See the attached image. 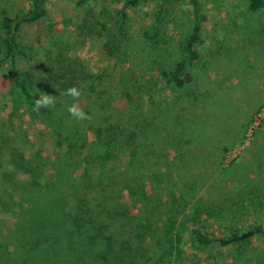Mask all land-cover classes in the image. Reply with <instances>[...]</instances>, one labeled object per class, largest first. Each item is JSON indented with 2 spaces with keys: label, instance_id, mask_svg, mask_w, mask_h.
<instances>
[{
  "label": "trees",
  "instance_id": "16d2710c",
  "mask_svg": "<svg viewBox=\"0 0 264 264\" xmlns=\"http://www.w3.org/2000/svg\"><path fill=\"white\" fill-rule=\"evenodd\" d=\"M22 1L12 9L13 1L0 0V72H5L11 88L31 114L53 120L62 128L59 141L66 152L44 161V156L38 154L35 160L20 158V162L13 163L14 169H22L24 164L31 180L11 182L0 176V207L9 200L15 208L11 226L0 228V264L39 263L47 250L50 261L44 264H55L58 258L70 264H148L152 257L158 262L162 250L174 257L172 242L178 249L183 224L198 247L243 245L264 234L259 222L235 227L219 223V231L208 224L201 225L197 221L205 212L200 204L198 208L192 204L190 208L183 207L178 216L175 190L182 189L186 194L190 190L182 176L163 191L151 171L142 180L140 175L127 172L121 163L125 151H129V162L142 161L150 166L146 155L152 151L141 154L139 145L154 149L158 144L172 143L171 128L177 130V125H171L165 97L173 93L182 98L193 82L200 59L197 47L207 19L200 0H69L74 9L83 12L81 24L105 37L108 56L115 58L113 51H119L121 43L131 45L124 52L132 50L135 59L131 68L120 69L116 83L107 72H87L73 59L60 55L56 46L43 49L37 79L31 72L26 73L25 61L30 59L32 48L21 42L19 33L24 25L47 19L48 5L55 0ZM98 1L102 3L96 5L97 10L92 9ZM150 1L154 6L146 23L139 9ZM243 1L252 15L259 16L264 8V0ZM178 6L181 12L175 15L173 11ZM133 19H138L137 28ZM72 86L82 90L80 105L90 120L77 121L67 112L75 101L60 93ZM40 92L56 95L57 103L36 113L33 103ZM155 97L157 110L152 108ZM133 115L137 117L133 122L140 119L144 127H134L136 123L128 119ZM88 131L95 137L90 144ZM87 145L89 155L84 161L86 166H99L100 178L94 179L88 166L77 177L69 174V149L73 157ZM13 151L9 152L10 159L17 152ZM42 165L51 172L45 185L37 177ZM26 192L29 200L24 198ZM195 193L198 192L190 195L191 200ZM21 196L22 204L16 206V198L19 201ZM166 260L161 262L171 263V258Z\"/></svg>",
  "mask_w": 264,
  "mask_h": 264
},
{
  "label": "rangeland",
  "instance_id": "374dc122",
  "mask_svg": "<svg viewBox=\"0 0 264 264\" xmlns=\"http://www.w3.org/2000/svg\"><path fill=\"white\" fill-rule=\"evenodd\" d=\"M11 1L15 3L12 9L23 4L22 0ZM101 3L96 2L92 9L97 10L96 5ZM200 4L207 19L201 30L202 41L197 47L200 59L194 69L193 82L187 86L182 98L173 93L165 97L167 112L173 120L171 125H177V130L171 128L170 142L173 144H158L149 149L141 143V154L152 151L146 155L150 166L142 161L129 162V151H125L121 163L127 172L140 175L142 180H146L147 172L151 171L163 191L182 176L190 190L187 194L182 189L174 191L178 199V204L175 203L178 216L183 207L190 208L192 204L198 208L200 204L205 213L197 223L208 224L217 231L220 230L219 223L235 227L259 222L264 226V8L256 16L249 13L243 0H200ZM153 6L150 1L139 9L146 23L150 21ZM48 11L47 19L39 24L24 25L19 33L21 42L32 48L30 59L25 61L28 65L26 73L31 72L37 79L43 49L48 46L49 49L56 46L60 55L73 59L87 72L109 73L115 83L121 68H131L135 59L132 50L124 52L131 45L121 43L120 52L113 51L115 58L108 56L104 49L105 37L81 24L83 12L74 9L69 0H55L48 5ZM180 12L179 6L173 11L175 15ZM133 20L137 28L138 19ZM134 43L139 45L136 40ZM157 97L152 98L155 110ZM135 116L128 119L132 118L133 122ZM136 120L135 125L128 121L129 125H137L139 129L144 127L140 119ZM61 131L53 120L31 114L11 88L5 72H0L1 177L10 178L11 182L31 180L25 173L24 164L22 169H14L13 163L20 162V158L35 160L38 154L44 156L43 161L56 153L63 154L66 149L59 141ZM94 140L93 133L88 131V144ZM88 147H83L75 157L69 149L70 173L68 170L67 173L73 177L80 175L87 166L94 179L101 177L97 164L86 166ZM14 149L17 155L10 159L9 152L15 153ZM37 177L45 185L51 172L42 165ZM194 191L198 193L191 200ZM29 196L31 198L32 190ZM21 198L23 196L19 201L16 198V206L22 204ZM24 198L29 200L27 192ZM5 202L7 205L0 207V228L11 226L15 209L9 200ZM154 204L159 205L158 202ZM183 226L179 248L172 242L176 249L174 257L162 250L160 261L156 262L152 257L148 264H165L163 262L170 258L168 264H264V234L243 245L198 247ZM49 251H45L44 257L41 255L39 263L34 261L33 264L50 261ZM58 259L55 264H70Z\"/></svg>",
  "mask_w": 264,
  "mask_h": 264
},
{
  "label": "clouds",
  "instance_id": "9594fccd",
  "mask_svg": "<svg viewBox=\"0 0 264 264\" xmlns=\"http://www.w3.org/2000/svg\"><path fill=\"white\" fill-rule=\"evenodd\" d=\"M61 95L71 97L75 102L67 107L69 115L77 121L90 120V115L80 105L82 90L76 86L65 89ZM57 103L56 95L40 92L39 97L33 103V111L39 113L41 109H50Z\"/></svg>",
  "mask_w": 264,
  "mask_h": 264
}]
</instances>
